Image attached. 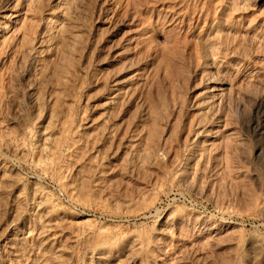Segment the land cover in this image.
<instances>
[{"label":"rangeland","instance_id":"rangeland-1","mask_svg":"<svg viewBox=\"0 0 264 264\" xmlns=\"http://www.w3.org/2000/svg\"><path fill=\"white\" fill-rule=\"evenodd\" d=\"M0 264H264V0H0Z\"/></svg>","mask_w":264,"mask_h":264}]
</instances>
